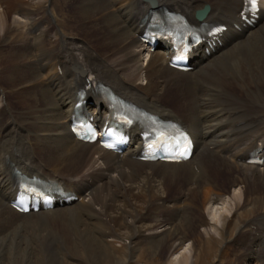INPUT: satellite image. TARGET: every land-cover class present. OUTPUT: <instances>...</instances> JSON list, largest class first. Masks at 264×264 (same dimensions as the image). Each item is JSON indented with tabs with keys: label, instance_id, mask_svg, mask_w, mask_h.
Listing matches in <instances>:
<instances>
[{
	"label": "bare ground",
	"instance_id": "bare-ground-1",
	"mask_svg": "<svg viewBox=\"0 0 264 264\" xmlns=\"http://www.w3.org/2000/svg\"><path fill=\"white\" fill-rule=\"evenodd\" d=\"M21 3L13 9L17 15L12 16V24L23 27L31 37L20 43L8 40L14 28L9 20L11 8L0 5V255L13 250L30 260L28 255L39 247L56 253L65 248L64 242H71L72 251H82V246L102 251L103 264H119L121 260L106 251L107 239L115 237L113 227L119 226L125 215L136 212L142 217L127 223L128 233L133 239L142 238L126 245L124 262L131 248L134 253L148 255L160 249L174 254L188 240L187 250L178 252L169 264H194L196 253L211 236L213 244V236L218 235L220 250L213 264H264V164L246 161L260 147L264 156V0L255 29L242 31L235 25L243 23V0H156L159 12L175 11L193 25L229 26L222 47L226 50L220 48L209 57L203 50L197 51L192 72L169 66L167 45L162 51H149L140 44L139 49L134 47L144 30L143 23L151 16L153 7L148 0ZM206 4L210 11L198 20L196 11ZM50 10L54 17L58 15L57 28L64 25L75 29L74 37L65 39L56 32L58 38L51 39L57 28L50 21ZM144 52L149 60L140 64ZM144 68L145 86L137 81ZM183 83L187 87L183 88ZM177 84L178 109L184 110L183 114L174 112L169 100L162 97ZM109 88L153 114L178 118L189 127L197 140L192 155L196 154V162L190 165L192 157L178 164L139 160L140 139L135 129L133 145L123 154L78 140L70 130V117L80 95H85L82 100L87 101L96 120H102L112 113ZM221 161L227 162L229 169L242 170L230 179L234 185H242L240 191L230 195L228 186L218 184L213 177L224 168ZM212 164L216 169L211 176L208 167ZM135 166L141 168L136 170ZM49 169L69 174L68 178L53 176ZM19 170L75 191L77 203L82 202L37 213L17 212L10 201L18 189ZM135 175L140 179L135 180ZM166 180L184 181L174 199L167 195ZM249 182H253V190ZM204 185L215 197L208 192L207 199L202 200ZM252 194L256 197L251 201ZM130 198L143 206L147 203L148 211L154 205L173 208L175 213L166 219L154 217L153 224L145 229L144 224H136L145 217L146 212L139 213L141 206L136 203L134 209H125L131 205ZM200 200L212 218L206 219ZM218 204L223 206L216 215L212 208ZM45 221L52 225L43 232ZM157 228L161 229L154 230ZM233 230L238 233L230 237Z\"/></svg>",
	"mask_w": 264,
	"mask_h": 264
},
{
	"label": "rangeland",
	"instance_id": "rangeland-1",
	"mask_svg": "<svg viewBox=\"0 0 264 264\" xmlns=\"http://www.w3.org/2000/svg\"><path fill=\"white\" fill-rule=\"evenodd\" d=\"M43 1V0H42ZM16 5H15V4ZM22 5L21 3V0H2L0 2V5L1 6H4L5 4L7 5V7L9 6L11 8V11L9 12V15H10V26L12 24V16L14 15H17L16 13L13 12V9L14 7H17L18 5ZM1 10V8H0ZM50 10V21L51 23L57 28V25H58V15L56 13V17L53 16V12ZM55 18V19H54ZM56 20V21H55ZM14 27L13 30L11 31L10 35H9V38L8 40H18V43L21 42V40H24L26 38L30 39V34H28L27 32H25L23 30V27H18V25H16L15 23L12 24ZM73 26V24H72ZM74 27V26H73ZM56 31L51 33V39H56L58 38V35L59 37H63L65 39H69V38H72L74 37L76 30L71 28L70 30L64 26V25H61L59 26L57 29H55ZM18 31V32H17ZM58 35H57V33ZM21 34V35H20ZM27 35V36H25ZM57 35V36H56ZM136 49H139L140 45H139V42L136 44V46H134ZM56 49V48H55ZM57 50V49H56ZM55 50V51H56ZM1 50H0V54H1ZM147 57L146 56V52L141 54L140 55V64H144L147 62ZM199 73H196L195 75H197ZM145 75V68L144 70H142L139 74L140 77H138V83H142L144 86L146 85V82H147V79L145 78L146 76ZM163 81V79H162ZM174 83V82H173ZM172 84V83H169V85ZM182 85V83H181ZM184 87H187L186 85H184L183 83V88ZM179 88L180 86L177 84L174 88H173V85L170 87V89H168L164 95L162 96L163 99L165 100H169L168 102H170V106L172 108V110L174 112H181L180 109L178 108H181V105H180V99L178 96V91H179ZM166 94V95H165ZM169 94V95H168ZM169 97V98H168ZM185 113L184 110H182V112L180 114H183ZM192 163V162H190ZM222 166H224V168L219 172L217 173L215 176V179L217 180L218 184H225L226 186H228L229 188V193L231 195V193L233 194L234 191H240V187L242 186L241 184H236L234 185L233 183H231L230 179L232 180L234 175L236 173H240V171H242L241 169H229V167L226 166V163L225 161H221ZM235 166V165H233ZM136 170L140 169L141 167L140 166H135L134 167ZM216 169V167L214 166V164H212V168L208 167V172L211 174H215L213 171ZM261 169H264V168H261ZM50 173L53 175V176H59V178H68L67 175L69 174H57V173H54L53 171H51V169H49ZM233 170V171H232ZM57 174V175H56ZM242 174V173H241ZM71 176V175H70ZM135 180L136 179H140L138 178L136 175L133 177ZM186 178V177H184ZM225 178V179H224ZM227 179V180H226ZM229 179V180H228ZM230 181V182H229ZM167 183H165L166 185V190H167V195L168 197L170 198H173L177 195L178 193L180 192V190L182 189L183 187V184H184V181L181 182L180 181H175L174 183L171 182V181H165ZM179 182V183H178ZM186 185V184H185ZM184 185V186H185ZM194 185V184H193ZM248 186L250 187V189L253 190L254 188V184L253 182H249L248 183ZM198 193L200 192L198 186H196L195 188ZM201 193H200V196L202 197V200L204 199H207V196H208V192L211 194V196L215 197V195H213V192H211L212 190L210 189L209 186H205L204 187H201ZM136 189H134L135 191ZM164 191V190H163ZM252 192V191H251ZM251 194V193H250ZM103 193L102 192H99L98 196L99 197H102ZM205 196V197H204ZM256 195H253L252 194V197L250 198L251 201L253 200V198H255ZM217 197V195H216ZM169 198V199H170ZM172 199V200H173ZM226 199L228 200L229 199V194L228 196L225 197V201ZM85 200V199H84ZM87 200V199H86ZM132 201V202H131ZM82 201H80L79 203H81ZM129 205L128 208L126 206L125 209H134L135 208V204L137 203L138 205H140V209L139 210V213L141 212L143 214V212L145 213V217L144 219H141V222L138 223V221L136 222V224H144L145 226L147 225H150V224H153V221H154V217H159V218H162V219H166V218H170L174 215L175 211L174 209H169V210H166V209H160V208H154L155 206L151 205L150 206V209L149 211L147 210V203L145 204V206H143V204H140L141 202L135 200V198H130V200H128ZM79 203L76 204V206H79ZM119 204V203H118ZM169 204V203H168ZM200 207L202 209V213H204V216H206V219L208 217L209 218H212L210 217L211 214H209V212L207 211H204L206 208L205 207V204L203 201L200 200ZM169 205H172V204H169ZM251 205V204H250ZM223 204H218L215 208H212V210L215 211V214L218 215V208L222 207ZM149 208V207H148ZM152 209V210H151ZM123 211V210H122ZM213 211V212H214ZM138 213V212H137ZM140 213V214H141ZM156 213V214H155ZM136 214V212H135ZM135 214L129 216V215H123L124 216V220L123 222H120V225L119 226H115L113 227L114 231L112 232L114 234L115 237H109V239H111V241L109 239H107L109 241V243H107L108 241L106 240V243L109 244L107 247H106V251L107 253L113 255L114 257L116 258H119L121 260V262L119 264H169V262L172 260V258L178 254V252L184 250L185 248H188V240L184 242V245H183V249L182 250H178V252H175L174 251V254L173 252H164L162 249H160L159 251H154L152 252L153 254H145V253H142L141 251H137L134 253V250L131 248L130 250H132L133 254L131 253V251L129 250V257L127 258V262H124L125 261V258H126V250L128 249V247H126L127 244L130 243V240L131 241H134V243L136 244V241H140V239L136 238V239H133V237H130L129 236V233H128V224L127 223H131L132 220L135 221V220H138L139 217H142V216H136ZM135 215V219H133ZM129 216V217H128ZM23 218L25 219L26 218V215L23 216ZM152 218V219H151ZM198 221V219H196ZM195 220V221H196ZM196 224V223H195ZM43 225H45L44 229L42 230L43 232L47 229L51 230V222H44ZM144 226V227H145ZM147 226L145 227V229H147ZM203 227V226H201ZM235 228V227H234ZM142 231L144 232L145 229L143 227H141ZM159 228L157 229H154V230H158ZM161 229V228H160ZM159 229V230H160ZM30 231L32 232L33 229L31 228ZM115 232V233H114ZM27 233V232H26ZM145 233V232H144ZM238 232L237 231H232L231 234H230V237H234L236 236ZM129 236V237H127ZM143 236H145L148 240H152L153 241L155 240L154 237H148L147 234H143ZM218 235H215L213 236V244H211V240H212V236H211V239L207 240L208 243L205 244L202 249L196 253V257H195V260H194V264H213L215 258L217 257V252L218 250H220V238L217 237ZM131 238V239H130ZM113 239V240H112ZM129 240L128 243H125L126 240ZM157 239V238H156ZM174 242L176 241V239L173 240ZM202 241V240H201ZM105 242V241H104ZM63 247L64 249H61L59 251H56V253L54 251H51V250H46L44 247H42V250H40L41 248L39 247L38 250L36 251H31L32 254L30 253L28 256H30V260L27 259V255H23V257H19L18 255H16V252H14L13 250L11 252H3L0 256V264H29V262L31 264H103L102 261H103V257H104V252L102 251H99V252H93L92 250L90 249H85L83 246H82V251H72V244L71 242H64L63 243ZM131 246H133L131 244ZM70 247V248H69ZM89 250V251H88ZM187 250V249H185ZM202 251V252H201ZM39 252V253H38ZM83 252V253H82ZM85 252V253H84ZM87 252V253H86ZM102 252V253H101ZM13 253V254H12ZM38 253V254H37ZM47 254V255H46ZM81 254V255H80ZM199 254V255H198ZM49 255V256H48ZM10 256V257H9ZM42 258V259H41ZM58 258V259H57ZM17 259V260H16ZM12 260V261H11ZM52 260V261H51ZM3 261V262H2ZM5 261V262H4ZM24 261V262H23ZM54 261V262H53ZM122 261L124 263H122ZM27 262V263H26ZM171 264V263H170Z\"/></svg>",
	"mask_w": 264,
	"mask_h": 264
},
{
	"label": "water",
	"instance_id": "water-1",
	"mask_svg": "<svg viewBox=\"0 0 264 264\" xmlns=\"http://www.w3.org/2000/svg\"><path fill=\"white\" fill-rule=\"evenodd\" d=\"M207 13V11H199L198 12V16L199 18H203L205 16V14Z\"/></svg>",
	"mask_w": 264,
	"mask_h": 264
},
{
	"label": "snow or ice",
	"instance_id": "snow-or-ice-1",
	"mask_svg": "<svg viewBox=\"0 0 264 264\" xmlns=\"http://www.w3.org/2000/svg\"><path fill=\"white\" fill-rule=\"evenodd\" d=\"M250 2L254 5L256 3V0H250Z\"/></svg>",
	"mask_w": 264,
	"mask_h": 264
}]
</instances>
